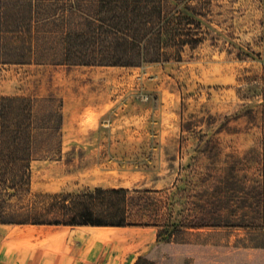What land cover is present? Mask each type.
I'll use <instances>...</instances> for the list:
<instances>
[{"label": "rangeland", "instance_id": "rangeland-1", "mask_svg": "<svg viewBox=\"0 0 264 264\" xmlns=\"http://www.w3.org/2000/svg\"><path fill=\"white\" fill-rule=\"evenodd\" d=\"M201 21L207 34L197 48L139 67L61 64L62 45L48 38L33 43L31 62H0V96L31 98L35 115L30 191L0 194V207L31 222L0 223V264L23 263L16 241L31 236L17 233L33 226L48 230L87 210L117 221V198L89 197L97 188L150 191L124 203L127 222L159 227L163 255L145 264L167 256L174 264H264V240L245 229L186 226L213 221L211 194L229 173L228 223L260 208L264 0H213Z\"/></svg>", "mask_w": 264, "mask_h": 264}, {"label": "trees", "instance_id": "trees-1", "mask_svg": "<svg viewBox=\"0 0 264 264\" xmlns=\"http://www.w3.org/2000/svg\"><path fill=\"white\" fill-rule=\"evenodd\" d=\"M212 3L213 0H184L175 4L167 0H0V62L19 65L31 62L36 55L33 43L44 38L62 45L61 64L70 66L139 67L182 58L186 48L195 49L204 41L207 31L201 18L209 15ZM9 43L20 45L1 46ZM34 116L31 98L0 96V194L4 196H12L10 190L15 195L30 191ZM262 172L258 182L260 208L254 215L248 211L243 223L227 221L223 204L231 187L230 179H235L229 173L228 177L217 178V190L211 194L212 203L217 206L211 211L213 221L186 226L240 227L249 236L264 240V163ZM147 194L150 191L97 188L88 196H115L118 200L115 213L119 219L112 222L92 219L91 211L87 210L83 219L65 224L153 225L129 223L126 219L127 200H143ZM19 214L17 210L0 207V223L31 222L16 219ZM144 260L148 259L142 257L136 264H145Z\"/></svg>", "mask_w": 264, "mask_h": 264}, {"label": "crops", "instance_id": "crops-1", "mask_svg": "<svg viewBox=\"0 0 264 264\" xmlns=\"http://www.w3.org/2000/svg\"><path fill=\"white\" fill-rule=\"evenodd\" d=\"M89 227L111 230L98 236L85 230ZM159 232V227L154 225L54 224L48 230L33 226L27 232L17 233L31 237H16L22 239L16 244L23 246L15 249V258L22 260V264H136L142 257L153 259L163 255L159 249ZM36 233L45 235L33 237ZM168 257L166 264H174L176 257Z\"/></svg>", "mask_w": 264, "mask_h": 264}, {"label": "bare ground", "instance_id": "bare-ground-1", "mask_svg": "<svg viewBox=\"0 0 264 264\" xmlns=\"http://www.w3.org/2000/svg\"><path fill=\"white\" fill-rule=\"evenodd\" d=\"M86 231H91L95 235H107L111 230L110 228H102V227H89L85 229ZM37 231V230H36ZM25 232V231H24ZM31 233V232H30ZM32 234V233H31ZM34 234V232H33Z\"/></svg>", "mask_w": 264, "mask_h": 264}]
</instances>
